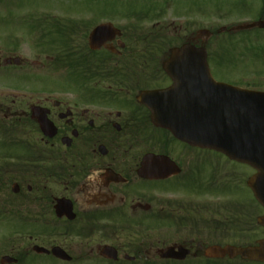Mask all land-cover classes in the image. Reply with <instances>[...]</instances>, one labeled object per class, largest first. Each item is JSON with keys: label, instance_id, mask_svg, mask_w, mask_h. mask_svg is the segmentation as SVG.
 Masks as SVG:
<instances>
[{"label": "flooded vegetation", "instance_id": "1", "mask_svg": "<svg viewBox=\"0 0 264 264\" xmlns=\"http://www.w3.org/2000/svg\"><path fill=\"white\" fill-rule=\"evenodd\" d=\"M80 1L88 2L82 11L46 16L61 26L38 31L49 41L34 46L37 58L0 54L7 74L76 84L28 97L0 93L8 156L0 164V209L15 232L0 264H264L248 252L264 240V206L252 188L243 197L236 163L156 126L139 100L157 105L148 91L172 84L164 70L171 47L163 48L169 30L179 29L161 26L156 9L164 8L124 14L122 5L111 15L96 10V0ZM112 21L118 30L102 32L92 47L91 31ZM201 30L182 43L207 46ZM28 60L31 69L18 72ZM33 107L45 109L55 135L42 132ZM144 165L165 170L151 179ZM5 255L14 262L2 263Z\"/></svg>", "mask_w": 264, "mask_h": 264}, {"label": "rangeland", "instance_id": "2", "mask_svg": "<svg viewBox=\"0 0 264 264\" xmlns=\"http://www.w3.org/2000/svg\"><path fill=\"white\" fill-rule=\"evenodd\" d=\"M122 5L124 14L133 9L141 11L146 7L164 8L156 9V13H160L161 26H168V29H171L173 24L179 29L178 33H174L173 29L169 30L172 39L163 48L165 51L184 42L192 30L203 28L214 31L215 34L207 40V49L210 55V68L215 79L245 87L249 86V83L258 84L257 89L264 88V30L254 28L232 34L227 31H217L221 26L229 29L245 22L252 23L264 10L263 0H96L94 7L96 10L107 8L111 10L112 15L116 12L115 9L121 8ZM87 6L88 2L80 0H0V52L15 49L16 55L25 59L37 58L35 52L38 48L34 49L38 37L36 27H41L43 24L56 28L61 26L59 21L45 20L46 16L57 17L60 11L64 10L79 12ZM113 19L121 24L120 19ZM124 20L125 24L130 21L125 18ZM30 32L35 33L33 38ZM56 39L51 41L54 43ZM48 41V36H45L41 37L40 43L43 45ZM27 62V66L18 67L16 70L27 72L31 69L30 60ZM6 70L0 69V93L2 96L9 95L10 98L23 93L28 97L37 92H50L59 88L72 90L76 86L73 79L65 81L63 77H54L53 74L35 76L17 72L7 74ZM1 99L0 96V102ZM237 170L243 197H249L250 191L246 189L245 180L253 171L251 167L240 163ZM9 190L11 191V186ZM4 193L0 194L1 202L3 201L1 195ZM6 217L0 219V258L4 250L8 252L7 247L14 238L11 219L8 215ZM8 237L9 239L4 241Z\"/></svg>", "mask_w": 264, "mask_h": 264}, {"label": "water", "instance_id": "3", "mask_svg": "<svg viewBox=\"0 0 264 264\" xmlns=\"http://www.w3.org/2000/svg\"><path fill=\"white\" fill-rule=\"evenodd\" d=\"M257 25L264 28V22L259 21L237 29ZM106 27L94 31L92 44ZM171 51L165 70L174 84L166 90L155 91L163 95L165 106L164 113L154 118L155 124L172 130L182 141L219 150L255 167L258 173L250 178L249 186L264 204V92L216 81L209 69L207 51L202 46L199 48L189 42ZM39 110L33 108V116L41 122L43 132L50 135L51 124L42 118ZM161 172L162 168L146 165L141 170L149 178L159 177ZM248 252L251 257L264 258V241L262 247ZM3 261L13 259L6 256Z\"/></svg>", "mask_w": 264, "mask_h": 264}, {"label": "trees", "instance_id": "4", "mask_svg": "<svg viewBox=\"0 0 264 264\" xmlns=\"http://www.w3.org/2000/svg\"><path fill=\"white\" fill-rule=\"evenodd\" d=\"M264 1V0H263ZM2 178H5V176L3 175Z\"/></svg>", "mask_w": 264, "mask_h": 264}]
</instances>
